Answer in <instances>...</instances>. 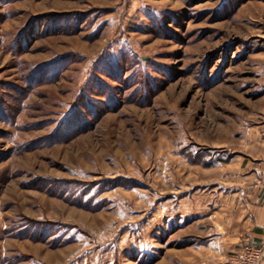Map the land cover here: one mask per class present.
<instances>
[{
	"label": "rangeland",
	"instance_id": "1",
	"mask_svg": "<svg viewBox=\"0 0 264 264\" xmlns=\"http://www.w3.org/2000/svg\"><path fill=\"white\" fill-rule=\"evenodd\" d=\"M245 245L264 250V0H0V264Z\"/></svg>",
	"mask_w": 264,
	"mask_h": 264
},
{
	"label": "built area",
	"instance_id": "2",
	"mask_svg": "<svg viewBox=\"0 0 264 264\" xmlns=\"http://www.w3.org/2000/svg\"><path fill=\"white\" fill-rule=\"evenodd\" d=\"M264 250L256 246L245 245L229 258V264H261Z\"/></svg>",
	"mask_w": 264,
	"mask_h": 264
},
{
	"label": "crops",
	"instance_id": "3",
	"mask_svg": "<svg viewBox=\"0 0 264 264\" xmlns=\"http://www.w3.org/2000/svg\"><path fill=\"white\" fill-rule=\"evenodd\" d=\"M257 231V230H256ZM258 232H260L259 230H258Z\"/></svg>",
	"mask_w": 264,
	"mask_h": 264
}]
</instances>
